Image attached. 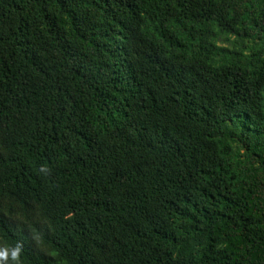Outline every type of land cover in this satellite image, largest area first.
Masks as SVG:
<instances>
[{
  "label": "trees",
  "instance_id": "obj_1",
  "mask_svg": "<svg viewBox=\"0 0 264 264\" xmlns=\"http://www.w3.org/2000/svg\"><path fill=\"white\" fill-rule=\"evenodd\" d=\"M0 264H264V0H0Z\"/></svg>",
  "mask_w": 264,
  "mask_h": 264
}]
</instances>
